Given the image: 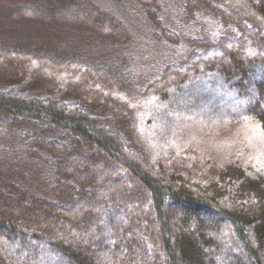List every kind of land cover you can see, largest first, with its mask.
<instances>
[{
	"label": "trees",
	"instance_id": "obj_1",
	"mask_svg": "<svg viewBox=\"0 0 264 264\" xmlns=\"http://www.w3.org/2000/svg\"><path fill=\"white\" fill-rule=\"evenodd\" d=\"M187 8L238 32L192 40L144 87L0 41V120L54 173L48 194L0 184V264H264V0ZM37 22L129 37L95 0L0 2V26Z\"/></svg>",
	"mask_w": 264,
	"mask_h": 264
},
{
	"label": "rangeland",
	"instance_id": "obj_2",
	"mask_svg": "<svg viewBox=\"0 0 264 264\" xmlns=\"http://www.w3.org/2000/svg\"><path fill=\"white\" fill-rule=\"evenodd\" d=\"M36 1L39 0H0L10 5ZM95 1L114 16L128 33L127 39H100L86 29L37 22L14 28L10 24L0 26V41L26 44L56 56H80L109 66L125 80L144 87L160 76L167 64L186 57L192 49V40L217 39L238 32L235 26L222 24L204 10H188L187 0H154L155 3L148 5L137 0ZM165 31L174 32L177 39L169 38ZM169 91L174 93L172 88ZM202 91L205 100L198 101V96L197 105L221 113L223 105L217 109L213 105L215 99ZM210 97L212 100L206 101ZM25 145L23 127L0 120V184L10 191L16 184V190L28 188L32 193L48 194L53 170L29 158Z\"/></svg>",
	"mask_w": 264,
	"mask_h": 264
}]
</instances>
